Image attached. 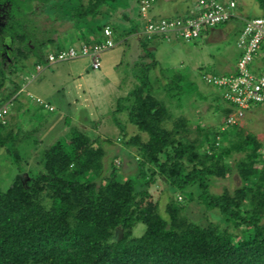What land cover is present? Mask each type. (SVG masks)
Masks as SVG:
<instances>
[{
  "label": "trees",
  "instance_id": "1",
  "mask_svg": "<svg viewBox=\"0 0 264 264\" xmlns=\"http://www.w3.org/2000/svg\"><path fill=\"white\" fill-rule=\"evenodd\" d=\"M9 1L11 16L0 30V108L8 107L0 119V148L17 173L5 190L0 189V264H264L262 145L253 135H243L236 124L227 123L233 105L224 100L227 107L216 106L224 116L216 128L197 126L193 132L186 118L172 120L151 92L149 71L157 62L147 47L156 37L143 36L139 50L150 61L134 65L136 83L115 111L125 112L129 123L146 134L124 142L136 149L137 156L129 154L136 163L134 173L120 178L113 159L105 166L100 138L93 140L75 129L41 151L36 167H25L26 154L18 144L40 127L22 131L16 122L14 132L8 115L14 104L17 109L23 104L21 84L13 77L29 74L31 66L39 71L42 65L53 64L48 55L69 47L64 38L59 42L52 38L59 26L90 22L88 28H77H86L83 31L74 30L89 46L103 41L106 26L113 36V24L93 21L108 14L104 9L118 0ZM134 1L141 17L142 0ZM256 1L263 12L259 17H264V0ZM230 22L240 23V33L243 23ZM145 24L130 33L142 31ZM48 45L53 48L44 54ZM179 79L172 77L164 84L168 94L180 87ZM168 120L170 128L165 127ZM234 154L241 156L231 162ZM232 172L240 184L213 192L216 182ZM155 177L174 192L163 216L148 191ZM192 203L203 207L205 224L188 216ZM139 224L144 232L135 237L133 229Z\"/></svg>",
  "mask_w": 264,
  "mask_h": 264
},
{
  "label": "rangeland",
  "instance_id": "2",
  "mask_svg": "<svg viewBox=\"0 0 264 264\" xmlns=\"http://www.w3.org/2000/svg\"><path fill=\"white\" fill-rule=\"evenodd\" d=\"M197 1L194 0L193 3ZM233 1L237 5V11L249 18L263 15L256 0ZM105 11L108 14L104 13L97 17L93 24L102 25L110 22L116 30L112 36L114 46L100 55L101 67L99 69H92L91 59L85 57L55 62L50 65L44 64L39 71L31 66L29 74L21 73L20 77H13L21 84L19 101L23 104L18 109L14 104L8 115L14 132L16 122L20 123L22 131H30L34 126L40 127L34 136L18 144V149H23L26 154L27 165L25 167L27 169L36 167L41 151L46 150L58 139H65L69 131L75 129L90 136L93 140L100 138L98 140L101 141L105 150L104 164L107 167L113 159L120 178L136 171V163L129 155L137 156L136 149L125 147L124 142L136 134L146 138V134L139 133L137 128L129 123L125 112L115 114V111L119 106L118 103L122 102L120 99L125 97L136 83V66L134 65L139 64L143 59L147 63L150 59L143 57L137 41L131 37L130 32L134 27L142 25L137 16L138 6L135 1L118 0L114 5L104 9ZM123 14L127 15L126 18H122ZM83 24L71 26L69 22L59 26L52 38L58 42L64 38L65 46L77 48L80 40L74 30L83 31L86 28L80 30L77 28H88L91 23ZM125 33L127 35H124ZM238 35V30L231 29L223 40L206 42L205 37L191 42L179 40L150 43L156 49L152 51V56L157 62V66L149 71V79L153 86L152 97L165 105L173 116V121L178 117L186 118L193 132L197 126L216 128L224 121L221 110L216 109L217 105L219 108L227 107L221 98V91L207 84L203 76L221 75L225 73V67L232 71L235 70L239 52L236 45ZM52 48L53 46L49 45L44 47V54ZM5 55L2 54V56ZM6 59L9 60V58ZM31 63V60L27 61L28 65ZM3 66L6 68L5 64ZM172 77L180 78L177 81L180 87L168 94L164 84L170 82ZM36 98L49 103L54 111L43 110V104L38 103ZM254 108L238 119L236 125L241 128L243 135L251 134L261 143L260 152L263 156L261 162L264 165V108ZM25 109H29L28 114L18 115L25 113ZM29 116H31L30 120ZM172 120L165 122V127L170 128ZM67 121L70 123L68 126ZM193 137L196 135L193 134ZM20 138L22 139L23 136L21 135ZM33 140L40 141L37 145H33ZM240 156V154H234L230 161ZM16 173V169L10 164V156L4 148H0L1 190L8 187ZM239 184V178L235 172H232L227 179L217 181L212 191L219 194L225 188L233 190ZM148 191L153 201L158 203L159 213L163 216L169 197L174 196L173 190L169 189L159 177H155V183L149 187ZM180 197H177V201L182 204L183 200H180ZM187 213L191 220H196L201 225L205 224L206 214L203 207L199 208L192 203ZM143 232L144 226L139 224L134 227L133 236L139 237Z\"/></svg>",
  "mask_w": 264,
  "mask_h": 264
},
{
  "label": "built area",
  "instance_id": "3",
  "mask_svg": "<svg viewBox=\"0 0 264 264\" xmlns=\"http://www.w3.org/2000/svg\"><path fill=\"white\" fill-rule=\"evenodd\" d=\"M152 0H142L140 14L147 18ZM243 23L237 38L239 57L234 71L225 75H206L203 79L207 84L221 91V98L233 105L227 123L237 124L246 112L253 107L264 108V17L244 18L237 11L233 0H198L193 4L189 14L176 18L146 19L142 36L152 37L165 41L183 40L196 41L204 29L214 28L227 24L232 20ZM103 41L94 45L80 42L78 47L69 46L55 54L48 55V62H63L88 57L91 59L92 69L101 67L100 55L114 46L112 30L106 26L103 29ZM36 101L44 108L52 111L53 108L39 98ZM254 108V109H255ZM8 114V107L0 108V119Z\"/></svg>",
  "mask_w": 264,
  "mask_h": 264
},
{
  "label": "crops",
  "instance_id": "4",
  "mask_svg": "<svg viewBox=\"0 0 264 264\" xmlns=\"http://www.w3.org/2000/svg\"><path fill=\"white\" fill-rule=\"evenodd\" d=\"M193 1L190 0H154L152 6L150 7V9L148 10L147 13V18L146 19H152V20H156L159 18H176V17H182L185 16L187 14H189L190 10L193 7ZM177 2H181L182 4L179 5ZM193 3V4H192ZM240 16L242 17H247L246 15H244L243 13H239ZM138 19L141 20V24L143 25L144 22L146 21L145 18H142V16L138 17ZM241 22V21H240ZM141 25V26H142ZM216 26L214 28H210V29H205L200 38L199 39H204L206 37V42H210L213 40H223L227 37L228 35V31L229 30H240L241 25L240 23L237 22H230L227 24H224L223 27ZM136 27V26H135ZM125 35V34H124ZM127 35V34H126ZM131 37H133L135 39V41H137L138 45H140L141 41H144L145 39L142 36V31H136L133 32L131 34ZM197 39V40H199ZM196 40V41H197ZM161 41H165L162 40L160 38H154L150 41V43H159ZM179 40H171V41H165V42H177ZM148 45L147 49L152 52L155 49L154 46H152V44ZM140 51V50H139ZM238 57H239V52H238ZM225 73L221 74V75H225L229 72H232V70H230L229 68L225 67Z\"/></svg>",
  "mask_w": 264,
  "mask_h": 264
},
{
  "label": "flooded vegetation",
  "instance_id": "5",
  "mask_svg": "<svg viewBox=\"0 0 264 264\" xmlns=\"http://www.w3.org/2000/svg\"><path fill=\"white\" fill-rule=\"evenodd\" d=\"M11 2L9 0H0V30L10 18Z\"/></svg>",
  "mask_w": 264,
  "mask_h": 264
},
{
  "label": "clouds",
  "instance_id": "6",
  "mask_svg": "<svg viewBox=\"0 0 264 264\" xmlns=\"http://www.w3.org/2000/svg\"><path fill=\"white\" fill-rule=\"evenodd\" d=\"M224 25V24H223ZM219 26V25H218ZM204 77V76H203Z\"/></svg>",
  "mask_w": 264,
  "mask_h": 264
}]
</instances>
